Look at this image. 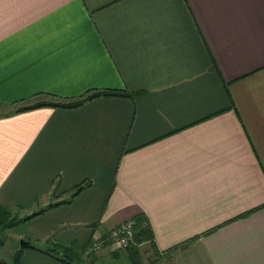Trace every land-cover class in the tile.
<instances>
[{"label":"crops","instance_id":"0c3cea01","mask_svg":"<svg viewBox=\"0 0 264 264\" xmlns=\"http://www.w3.org/2000/svg\"><path fill=\"white\" fill-rule=\"evenodd\" d=\"M102 89L0 113V204L56 210L43 248L142 216L157 264H264V0H0V107Z\"/></svg>","mask_w":264,"mask_h":264},{"label":"rangeland","instance_id":"374dc122","mask_svg":"<svg viewBox=\"0 0 264 264\" xmlns=\"http://www.w3.org/2000/svg\"><path fill=\"white\" fill-rule=\"evenodd\" d=\"M47 99H49V97H47ZM29 102H32V101L21 102L18 104H14L10 107H3L2 106V107H0V113H5L6 111H13L16 107H19V106H21L25 103H29ZM21 203H23V202H21ZM40 203L41 202L39 201V204ZM47 206H44V207L39 206L37 208L35 206L34 209L29 211V212H31L30 215H32V216L26 215V216H20V217L18 214V213H20V209L18 208V206H15L17 208L16 210H14L12 208H8L11 211V216L15 215L20 220L18 222H16L11 227H7L4 229L2 227H0V258L6 259L8 262L13 263L12 261L14 260L15 252L18 249H20L22 247V245L31 244V243H29V240H31L33 243H35L36 246L41 247V248L45 245V243L43 242V238H39L38 236L45 235V234H43L42 230L44 229L45 224L47 223L46 212L49 211L50 214H55V211H56V210H51L50 209L51 207H48L47 209H45ZM40 209H43V210L40 211ZM36 211H37V213L35 214L34 212H36ZM13 212H15V213H13ZM63 232L64 233H62L60 235V237H63L64 235H68V237L72 238L74 236H77L76 234H80L78 231H68V232L63 231ZM90 235H91V231H90ZM95 236H98V234H95ZM95 236H93L92 238H95ZM49 237H51V236H49ZM54 237L55 236L53 235V237H52L53 240L55 239ZM22 240L24 241V243H22ZM93 241H95V239ZM146 241H150V240H146ZM143 242L144 241H142V243ZM142 243L137 242L138 248L140 250V256L142 258L143 263L144 264H157V262L159 260H161V257L159 255L156 256L154 251H151V250L148 253L145 252V248H144V245ZM83 244H84L83 239L79 238L78 246L81 247V246H83ZM105 246L106 245H103L101 248H97L96 250H93L92 251V252H94L93 254H99L100 255V252L104 251V248H106ZM113 246L115 247V245H113ZM24 249L32 250V251L36 250L37 252H41L39 249L30 248V247L25 246V247H22L21 258H22ZM110 249H111V247H109L108 250H110ZM91 250H92V244H90L87 249L82 251V253L80 255L83 257V260H85V261L89 260V258H90L89 254H90ZM59 251H61V250H59ZM123 252L128 254V255L116 256L113 259H110L109 257H103V258H100L99 260H97L95 262V264H132L133 260H132L131 256L129 255V252L126 250H123ZM104 256H106V255L104 254ZM110 257H111V255H110ZM25 260L26 261H24L22 259L23 264H30L31 260H29L26 257H25Z\"/></svg>","mask_w":264,"mask_h":264},{"label":"trees","instance_id":"16d2710c","mask_svg":"<svg viewBox=\"0 0 264 264\" xmlns=\"http://www.w3.org/2000/svg\"><path fill=\"white\" fill-rule=\"evenodd\" d=\"M101 94H111V95H132L131 92H128V90H119V89H102V90H92L87 92L85 95L76 98V99H61V98H56V96L51 97L50 99H42V100H37L34 102H29L25 103L19 107H16L13 111H21V110H26L42 105H50V106H64V107H74L78 106L84 101L94 98L98 95ZM22 101V100H21ZM14 216V217H13ZM12 217V218H11ZM135 219V218H133ZM20 219L17 218V216L12 215L11 216V211L0 204V227L7 228L13 226L16 222H18ZM136 220V233H135V240L137 242L146 241L150 240L153 241V234L152 230L148 224V221L144 217H138ZM145 223V224H144ZM108 231L105 232L103 235H98L99 237H105L107 235ZM95 238H91L89 242L84 245V246H78V243L76 242H71L70 244L67 245H61L58 243H53V247H47V248H41L35 245V243L29 241L31 244H24L22 247H30V248H35L39 249L41 252L46 253L52 257H55L56 259H59L67 264H95L94 259H90L88 261L83 260V257L80 255L83 250L87 249L90 244H93V240ZM136 243H131L129 246L126 248H120V247H115L116 253H119L123 250H126L129 252V255L132 258V264H144L142 261V258L140 256V250L138 248V244ZM18 249L15 252L14 255V260L12 261L13 264H23L22 263V258H21V250ZM61 250V251H59ZM91 250L89 256L93 255L94 252ZM21 260V261H20ZM76 261V262H75ZM87 262V263H86Z\"/></svg>","mask_w":264,"mask_h":264},{"label":"built area","instance_id":"2783aa9c","mask_svg":"<svg viewBox=\"0 0 264 264\" xmlns=\"http://www.w3.org/2000/svg\"><path fill=\"white\" fill-rule=\"evenodd\" d=\"M136 231L135 219L128 218L121 220L108 229V233L105 237L95 236V241L92 244V250L101 248L103 245H115L116 247L126 248L131 243H136Z\"/></svg>","mask_w":264,"mask_h":264},{"label":"water","instance_id":"95a60500","mask_svg":"<svg viewBox=\"0 0 264 264\" xmlns=\"http://www.w3.org/2000/svg\"><path fill=\"white\" fill-rule=\"evenodd\" d=\"M22 243H24L23 240H22ZM0 264H13V263L8 262L6 259L0 258Z\"/></svg>","mask_w":264,"mask_h":264}]
</instances>
